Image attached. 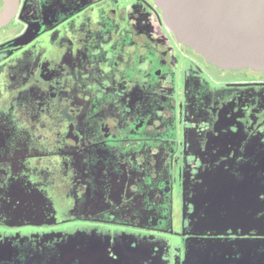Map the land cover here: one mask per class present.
<instances>
[{
  "label": "flooded vegetation",
  "instance_id": "af4514ba",
  "mask_svg": "<svg viewBox=\"0 0 264 264\" xmlns=\"http://www.w3.org/2000/svg\"><path fill=\"white\" fill-rule=\"evenodd\" d=\"M0 264H264V72L152 0H0Z\"/></svg>",
  "mask_w": 264,
  "mask_h": 264
},
{
  "label": "water",
  "instance_id": "95a60500",
  "mask_svg": "<svg viewBox=\"0 0 264 264\" xmlns=\"http://www.w3.org/2000/svg\"><path fill=\"white\" fill-rule=\"evenodd\" d=\"M177 41L222 69L264 72V0H152ZM6 12L0 14V22Z\"/></svg>",
  "mask_w": 264,
  "mask_h": 264
}]
</instances>
